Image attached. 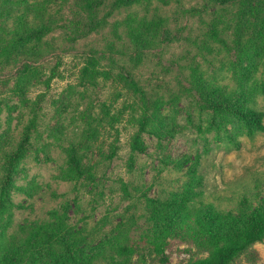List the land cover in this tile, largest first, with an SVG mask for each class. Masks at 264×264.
Returning <instances> with one entry per match:
<instances>
[{"label": "rangeland", "instance_id": "374dc122", "mask_svg": "<svg viewBox=\"0 0 264 264\" xmlns=\"http://www.w3.org/2000/svg\"><path fill=\"white\" fill-rule=\"evenodd\" d=\"M14 1L0 0V10H5L0 11L2 37H8L3 30L11 29L21 13ZM71 2L49 0V14L58 24L71 19ZM254 8L259 10L257 17L240 3L222 5L218 0L133 4L109 16L104 29L75 42L67 39L64 29L55 28L45 37L53 50L40 60L13 56L0 64V157L20 141L32 119L37 122L27 157L8 189L12 204L3 219L9 222V230L47 220L57 210L81 231L89 246L104 243L108 247L122 233L140 241L151 226L153 201L166 200L190 184L194 188L193 165L198 177L195 190L203 201L234 212L253 208L264 194V132L249 135L238 124H229L227 132L233 133L238 146L214 132H198L194 124L206 126L210 114L200 112L203 103L191 80L196 68L206 80L236 88L232 69L237 42L248 43L254 25L264 16L263 6L256 2ZM129 14L164 20L154 42L139 47L140 52L120 28L112 31L115 22ZM214 21L219 22L217 36ZM236 24L244 26L241 37L235 35ZM88 56L99 59L92 83L84 82L79 72ZM57 62L58 75L52 78ZM26 64H31V72H24ZM256 64L250 82L261 84L255 108L264 112V54ZM121 74L135 78L143 92L129 89ZM22 77L27 81L23 90L18 87ZM144 109L156 115L142 133L146 150L132 154L130 140ZM68 146L77 150L83 167L93 168L91 179L60 177L66 167L63 149ZM184 157L187 162L176 165ZM243 197L248 200L245 206L240 204ZM170 246L182 250L170 254L173 262L194 259V249L184 251L185 244L172 241ZM254 249L256 262L240 258L234 264H264V244L256 243Z\"/></svg>", "mask_w": 264, "mask_h": 264}, {"label": "trees", "instance_id": "16d2710c", "mask_svg": "<svg viewBox=\"0 0 264 264\" xmlns=\"http://www.w3.org/2000/svg\"><path fill=\"white\" fill-rule=\"evenodd\" d=\"M61 1L64 5L69 3V0ZM151 1L72 0L71 19L63 24H58L54 15L51 17L49 14V0L33 3H28L27 0L14 1L15 5L20 4L21 13L11 29L3 30L8 37L0 35V64L7 63L13 56L27 57L30 61L40 60L46 53L52 52L53 46L45 37L57 27L65 30L69 41L75 42L104 29L108 25V17L119 9L133 4H150ZM157 1L167 5L171 0ZM218 1L222 5L240 3L245 11L250 14L255 12L256 17L259 10L254 8L255 3L264 7V0ZM0 11L3 13L5 10ZM163 24L164 20L159 16L154 15L147 20L145 16L129 14L115 22L112 31L117 33L120 28L137 47L135 51L140 52L139 47L150 46L154 42L155 33ZM218 24L217 21L212 22L213 34L216 36L218 30L215 25ZM234 31L236 36H243L240 34L244 31L243 24H236ZM237 46L232 69L236 88L228 89L215 81L206 80L201 73H197L196 68L191 80V88L203 103L200 112L204 110L210 114L206 118V126L194 124V127L198 132L210 131L219 138L225 137L235 146H238V142L233 133L227 132L229 124H238L249 135L264 132V112L255 108V95L261 84L250 82L252 71L257 69V58L264 54V16L254 25L248 43L238 41ZM59 64L57 62L54 66L52 78L58 75ZM98 64L99 59L94 56L85 59V64L79 71L84 82L92 83L95 80ZM31 69V64H26L24 72H31ZM128 77L129 74L126 77L120 75L133 92H143L137 80L132 76ZM18 87L22 90L27 87L25 77L20 78ZM147 113L144 109L137 122L138 130L131 137L132 154L144 152L147 148L142 133L153 120V115H156L155 111ZM36 123L32 119L23 128L20 141L10 150H3L0 157V264H234L240 258L249 262L258 260L254 246L256 243L264 244V194L248 212L244 207L240 212L219 208L211 202L203 201L195 190V179L198 177L194 165L190 170L194 174V188L190 184L182 192L172 194L166 200L153 201L151 226L146 234H142L140 241H132L130 236L122 233L108 247L104 243L89 246L81 231L68 224L65 214L59 215L57 210L51 211L47 220L26 222L15 230H9V222L3 219L4 211L12 204L8 189L14 184L13 179L19 165L27 157L31 130L36 128ZM160 133L157 129L156 134ZM63 151L66 155V167L61 172L62 179L77 181L93 177V168L82 166L81 156L73 146H68ZM34 157L36 161H41L38 154ZM187 160L188 157H184L175 163L181 167ZM129 165H133L132 158ZM240 204H248L247 198H241ZM172 241L185 244L183 250L186 252L194 249V259L173 262L170 254L175 250L177 253L182 250L171 249ZM139 242H144L146 246L143 248Z\"/></svg>", "mask_w": 264, "mask_h": 264}]
</instances>
